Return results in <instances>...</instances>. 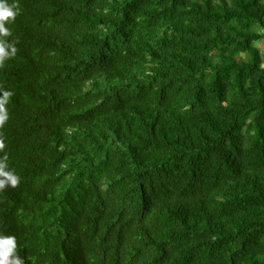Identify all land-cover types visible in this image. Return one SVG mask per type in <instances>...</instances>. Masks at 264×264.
<instances>
[{
	"label": "trees",
	"instance_id": "16d2710c",
	"mask_svg": "<svg viewBox=\"0 0 264 264\" xmlns=\"http://www.w3.org/2000/svg\"><path fill=\"white\" fill-rule=\"evenodd\" d=\"M16 5L0 234L25 264H264V0Z\"/></svg>",
	"mask_w": 264,
	"mask_h": 264
},
{
	"label": "clouds",
	"instance_id": "9594fccd",
	"mask_svg": "<svg viewBox=\"0 0 264 264\" xmlns=\"http://www.w3.org/2000/svg\"><path fill=\"white\" fill-rule=\"evenodd\" d=\"M19 8L16 0L9 3V0H0V66L17 52L14 43L5 39L11 35V24L18 15ZM13 95L10 89L0 86V128H3L9 120V100ZM6 148L3 137H0V151ZM21 181V177L11 168L7 161V153L0 156V191L8 187H15ZM0 264H25L24 258L17 252V239L15 235L0 234Z\"/></svg>",
	"mask_w": 264,
	"mask_h": 264
},
{
	"label": "rangeland",
	"instance_id": "374dc122",
	"mask_svg": "<svg viewBox=\"0 0 264 264\" xmlns=\"http://www.w3.org/2000/svg\"><path fill=\"white\" fill-rule=\"evenodd\" d=\"M258 47H259V49L261 50V52H262V57H263V65H264V41H262V42H259L258 43Z\"/></svg>",
	"mask_w": 264,
	"mask_h": 264
}]
</instances>
